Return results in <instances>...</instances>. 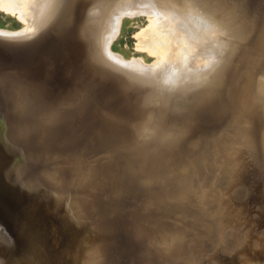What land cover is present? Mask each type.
<instances>
[{
	"label": "rangeland",
	"instance_id": "obj_1",
	"mask_svg": "<svg viewBox=\"0 0 264 264\" xmlns=\"http://www.w3.org/2000/svg\"><path fill=\"white\" fill-rule=\"evenodd\" d=\"M44 1L48 13L44 23L39 24L37 29L16 36L25 38L26 44L46 43L49 38H55L58 29L60 34H66L64 24L77 15V3L81 8L87 0L76 3H73L75 0H65L66 4L64 0ZM163 1L165 5L171 3L170 0H88L83 21L82 18L80 20L81 14L75 20L78 29L74 39L60 37L54 46L56 53L63 55L55 64L59 79L54 76L51 63L46 59L38 62L37 57L30 65L16 61L14 66L0 68V85L2 78L5 80V87L0 92V173L4 179L11 178L17 171L29 174L40 170L52 171L50 169L68 179L79 171L91 168L101 175L121 176L126 182L153 183L173 202L176 199L172 191L175 187L219 176L215 167H211L214 154L226 134L221 105L229 98L232 85L244 77L245 71H239L236 59L255 42L264 28V0H246L243 15L239 14L237 2L235 5L233 0H228L229 6L226 5L231 7L228 13L223 7L227 0H177V6L186 18V22L180 21L182 24L179 23V26L182 35L186 36L182 42L188 39L182 44L184 52L190 55L187 67L192 68H183L182 71L179 67L178 71L173 69L175 72L169 68L167 61L162 62L158 58L160 55L144 40L146 31L161 22L155 13H164ZM116 2L119 6L115 5H118ZM0 6V30L9 33L24 30L26 23L17 16L18 9L13 11ZM79 21L83 23L80 25ZM212 30L215 35L223 36V45L215 42L216 49H221L217 51L214 48L204 53L202 42L195 39H199L200 31ZM8 36L12 34L0 33L2 39ZM190 41L198 42V45L191 46ZM224 47L226 50L223 52ZM76 53L77 61L84 70L80 82H75L68 70V63ZM206 55L209 57L206 58ZM198 56L204 61L199 62ZM191 57L198 58L195 61L197 64ZM133 62L143 64L139 66ZM204 62L210 65L212 63L209 62H214V65L205 66ZM130 63L136 68L142 67L136 72ZM146 65L151 70V76L161 71V77L156 74L153 78L148 76ZM124 66L131 71L124 70ZM263 66L264 59H261L251 69L248 83L252 97L256 95L255 99H259L257 101L264 107V73H260ZM198 67L205 70L196 69ZM162 70H165V75ZM170 70L175 73L173 78H170ZM188 70H193V73L190 72V75ZM113 74L118 80L122 77L121 81L115 80ZM43 75L48 78L37 82ZM168 77L174 82H168ZM123 78L127 79V82L123 81L128 89L122 84ZM160 78L164 79L162 83ZM152 79L155 81H150ZM112 83L125 90L121 91ZM19 101L26 107L24 113L15 110ZM181 101L184 102L183 108L177 110ZM14 117H18L19 121L15 123ZM251 137L249 153L239 150L236 158L248 161L254 167L259 164L261 170L264 158L255 126Z\"/></svg>",
	"mask_w": 264,
	"mask_h": 264
},
{
	"label": "bare ground",
	"instance_id": "obj_2",
	"mask_svg": "<svg viewBox=\"0 0 264 264\" xmlns=\"http://www.w3.org/2000/svg\"><path fill=\"white\" fill-rule=\"evenodd\" d=\"M170 1L171 5H165L163 1L164 13L160 11L155 13L161 22L157 21L160 22L156 23L157 27L152 26L146 31L144 40L148 47L156 50L155 53L160 55L158 58H161L162 62L164 60L169 63V68L178 71L180 67L183 71V68H188L190 55L184 52L182 43L188 39L182 42L185 35H182V28L179 25L182 24L180 23L182 20L186 22V18L183 10L177 6V0ZM233 1L234 4L237 2L239 14L243 15L246 0ZM76 2L78 0L73 3ZM87 2L88 0L81 8L77 3L75 9L77 15H74L69 23L64 24L67 27L66 34H60L58 29L55 38H49L46 43L38 41L26 44L25 38L16 36L44 23L48 17L45 1L0 0L4 9L9 8L14 11L17 8L16 11L19 12L17 16L23 18L26 23L24 30L18 33L0 30V33L12 34L8 36L9 39L0 38V68L14 66L16 61L30 65L37 57L38 62L44 59L49 61L54 76L59 79L55 64L63 55L57 54L54 46L59 42L60 37L67 36L71 40L74 39L78 29L76 21L80 14V20L82 18L83 21L82 15L86 12ZM63 3L66 4L65 0ZM227 3L228 0L226 4L225 2L222 4H225L223 7L228 13L231 7L229 8ZM115 5L119 6V3ZM191 18L193 19V16ZM82 21H79L80 25ZM199 28L201 30V27ZM210 31H200L199 39H195L202 42L204 53L214 48L220 50V47L216 49L215 42L223 45V36L215 35L213 30ZM106 44L108 46V43ZM195 45H198V42L193 41L191 46ZM80 49L83 52L82 45ZM225 50L224 47L223 52ZM209 54L211 56V53ZM196 59L198 58H192L193 63L197 64ZM261 59H264V28L255 42L237 57L236 65L240 66L239 71H245V74L241 81L232 85L229 98L221 105L226 134L214 154L211 167H215L219 176L205 178L196 184L175 187L172 190L176 195L173 202L153 183L126 182L121 176L101 175L91 168L79 171L68 179L57 173L55 169H50L52 171L48 172L34 171L29 174L17 171L8 179H4L0 173V264H264V162L260 170L259 164L254 167L250 162L236 158V152L239 150L249 153L253 126L256 127L259 148L264 158V132L262 133L264 107L260 101H257L259 99H255L256 95L252 97L248 83L251 69ZM202 61L204 60L200 58L199 62ZM137 63L133 62V64ZM207 63L205 66L214 65V62H209L212 63L211 65ZM68 64L70 77L75 82H80L84 70L80 61H77V53ZM130 65L137 72L139 67H134L132 63ZM153 67L157 68V66ZM158 67L162 68V66ZM127 68L124 70L131 71ZM193 68L195 69L194 66ZM201 68L196 69L201 70ZM149 70L148 76L153 78L156 74L155 68L153 69L155 74L152 76ZM135 71L133 70L134 74ZM163 71L165 70H162V73ZM192 71H189L190 75ZM160 72L156 75L161 77ZM142 73L140 74L144 76L145 73ZM260 73H264V66ZM173 74L171 71L170 78ZM113 76L115 77L114 74ZM183 76L185 77V74ZM47 78L43 75L37 82ZM121 78L118 80L115 77V80L121 81ZM170 78L168 82H174ZM191 78L193 79L188 77L189 80ZM160 79L162 83L164 79ZM125 84L123 85L126 86ZM165 84L168 83L165 81ZM4 87L5 80L2 78L0 92ZM116 87L120 89L119 86ZM126 88L128 89L127 86ZM122 89L125 90L124 87ZM183 105L184 102L181 101L177 110L182 109ZM25 109L21 101L19 107H15L17 112L22 110L24 113ZM13 120L16 123L19 118L14 117ZM63 190H66L68 195Z\"/></svg>",
	"mask_w": 264,
	"mask_h": 264
}]
</instances>
